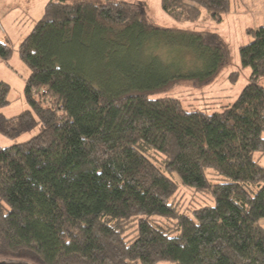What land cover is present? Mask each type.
Listing matches in <instances>:
<instances>
[{
	"label": "trees",
	"instance_id": "16d2710c",
	"mask_svg": "<svg viewBox=\"0 0 264 264\" xmlns=\"http://www.w3.org/2000/svg\"><path fill=\"white\" fill-rule=\"evenodd\" d=\"M159 6L176 22H195L203 9L220 23L231 4ZM144 11L127 0H46L16 46L0 41V58L7 63L16 50L28 69L22 90L31 107L0 113V134L39 125L0 147V255L24 254L32 264H264V167L252 157L264 153V86L256 80L264 78V25L248 28L252 40L237 47L249 82L230 105L206 113L171 96L150 98L154 87L137 81L114 92L95 87L70 51L93 33L107 40L133 27L148 41L161 28ZM187 36L191 50L222 62L214 32ZM8 89L0 81V107ZM180 186L213 203L181 207Z\"/></svg>",
	"mask_w": 264,
	"mask_h": 264
},
{
	"label": "rangeland",
	"instance_id": "374dc122",
	"mask_svg": "<svg viewBox=\"0 0 264 264\" xmlns=\"http://www.w3.org/2000/svg\"><path fill=\"white\" fill-rule=\"evenodd\" d=\"M98 3L104 0H96ZM133 6L145 9L147 22L159 26L158 31H151L148 41L140 30L132 28L122 37L105 39L98 34L87 38L85 48L73 47L70 51L86 65V73L95 87L105 88L110 92L126 87L128 81H137L143 86H153L146 95L150 98L174 97L187 110L197 109L206 113L220 111L230 105L240 90L249 82L251 69L242 67L238 59V46L248 43L252 36L246 33L264 25V0H230V11L224 14L220 23H215L201 10L197 21H174L159 6V0H127ZM46 0H1L9 8L0 14V41L8 40L16 46L29 32L35 19L42 14ZM211 31L216 34L217 42L223 50V60L214 66V55L204 58L197 51L191 50L187 35L199 31ZM145 41V42H144ZM191 42V41H190ZM193 42V41H192ZM7 63L0 58V81L9 85L6 95L8 103L0 107L5 117L30 109L24 100L23 86L28 69L13 50ZM209 79L196 80L206 76L212 70ZM236 72L233 81L229 75ZM169 79H175L169 81ZM257 82L264 86V78L257 77ZM169 81V82H168ZM36 98V94H34ZM39 125L29 127L14 138L0 134V147H7L27 140L35 135ZM264 137V132L261 133ZM256 163L264 167V153L253 154ZM208 175L214 171L207 169ZM175 199L183 207L189 200L196 204H212L208 193L193 192L191 187L180 186ZM24 254L1 253L0 261L25 260L32 264L31 258ZM163 264V263H158Z\"/></svg>",
	"mask_w": 264,
	"mask_h": 264
},
{
	"label": "water",
	"instance_id": "95a60500",
	"mask_svg": "<svg viewBox=\"0 0 264 264\" xmlns=\"http://www.w3.org/2000/svg\"><path fill=\"white\" fill-rule=\"evenodd\" d=\"M0 264H30L29 262L25 261V260H19V261H5V260H1Z\"/></svg>",
	"mask_w": 264,
	"mask_h": 264
},
{
	"label": "crops",
	"instance_id": "0c3cea01",
	"mask_svg": "<svg viewBox=\"0 0 264 264\" xmlns=\"http://www.w3.org/2000/svg\"><path fill=\"white\" fill-rule=\"evenodd\" d=\"M8 8L9 7L4 5L3 3H1V0H0V14L4 13ZM0 26H1L2 30H3L2 32H5V29H3L4 27H2V25H1V21H0ZM0 31H1V29H0Z\"/></svg>",
	"mask_w": 264,
	"mask_h": 264
}]
</instances>
